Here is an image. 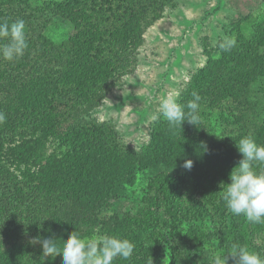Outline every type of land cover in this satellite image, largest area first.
Returning <instances> with one entry per match:
<instances>
[{
	"label": "trees",
	"instance_id": "16d2710c",
	"mask_svg": "<svg viewBox=\"0 0 264 264\" xmlns=\"http://www.w3.org/2000/svg\"><path fill=\"white\" fill-rule=\"evenodd\" d=\"M174 1H0V22L23 19L28 42L19 60H0V264H48L32 240H66L74 231L128 239L134 251L125 264H166L164 254L167 264H179L182 229L193 226L200 238L210 209L225 217L237 242L264 258L253 241L256 226L230 214L218 194L242 158L235 142L250 135L264 145V19L235 24L232 49L224 52L220 41L219 56L209 53L194 76L178 104L187 112L192 92L199 93L197 126L170 129L161 116L150 143L136 153L89 119L124 66L135 63L145 29ZM56 19L74 27L61 43L47 34ZM189 159L191 171L182 167ZM148 172L140 214H107ZM185 193L202 194V201L190 202ZM199 208L203 219L193 212ZM226 233L216 238L225 241ZM231 243L218 244L219 252Z\"/></svg>",
	"mask_w": 264,
	"mask_h": 264
},
{
	"label": "rangeland",
	"instance_id": "374dc122",
	"mask_svg": "<svg viewBox=\"0 0 264 264\" xmlns=\"http://www.w3.org/2000/svg\"><path fill=\"white\" fill-rule=\"evenodd\" d=\"M52 1L58 0H32L36 5ZM249 19L253 22L264 19V0H175L145 29L135 63L124 66L127 70L89 119L113 129L126 148L136 153L143 152L151 141L155 123L162 116L159 113L161 99L170 95L178 103L194 76L206 67L209 53L214 52L219 56L216 51L220 41L229 38L235 24ZM245 25L247 33H250L249 25L252 24L248 22ZM73 28L72 24L56 19L47 34L53 41L61 43L69 38ZM162 171L165 170L160 169L158 172ZM148 174L140 173L137 184L127 188L123 197L114 200L107 214L114 213L120 217L125 213L140 214L145 201ZM184 195L188 196L190 202H200L203 198L202 194ZM206 205L202 207L210 209ZM200 210L194 209L193 212L203 219ZM208 212L209 219L199 227L200 238L192 234L193 226L182 229L187 240L177 242L179 264H211L216 253L224 255L226 251L224 248L219 252L218 244L237 242L234 234L225 227V217L213 209ZM238 223L240 220L235 219V224ZM254 226L253 241L264 252V224ZM199 232L196 231L197 234ZM224 232H227L225 241L220 242L216 237L220 238ZM164 257L166 264L169 263L168 256L164 254ZM61 258H49L48 264H59ZM125 262L117 258L113 264ZM228 264H235L230 256Z\"/></svg>",
	"mask_w": 264,
	"mask_h": 264
},
{
	"label": "clouds",
	"instance_id": "9594fccd",
	"mask_svg": "<svg viewBox=\"0 0 264 264\" xmlns=\"http://www.w3.org/2000/svg\"><path fill=\"white\" fill-rule=\"evenodd\" d=\"M234 44L235 41L225 38L219 47L228 52ZM27 48L26 24L23 19L11 23L0 22V60H19ZM192 97L186 104L187 112L184 111L185 106L178 104L172 96L161 99L159 113L170 129L181 128L185 122L194 126L200 123L201 96L194 90ZM3 119L0 114V121ZM235 144L242 158L229 176L230 183L221 182L218 194L233 216H243L252 224H264V145L257 144L250 135L240 138ZM193 166L194 162L190 159L182 165L188 171ZM32 243L41 245L43 260H54L62 256L63 264H113L117 258L129 259L134 251V245L128 239L114 235L82 238L77 231L72 232L66 240L38 236ZM225 249L224 255L216 253L213 256L211 264H228L229 256L235 264H264V258L239 242L225 245ZM149 264H153L152 260Z\"/></svg>",
	"mask_w": 264,
	"mask_h": 264
}]
</instances>
